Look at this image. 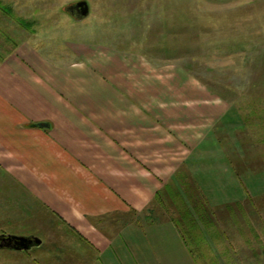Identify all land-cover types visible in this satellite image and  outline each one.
<instances>
[{"label":"rangeland","instance_id":"obj_1","mask_svg":"<svg viewBox=\"0 0 264 264\" xmlns=\"http://www.w3.org/2000/svg\"><path fill=\"white\" fill-rule=\"evenodd\" d=\"M80 1L90 8L83 20L67 11ZM0 2V65L25 44L63 62L79 59L87 46L142 53L161 67L154 75L165 83L177 76L168 68L184 69L196 80L186 90L187 109L198 115L196 128L211 129L203 151L229 160V191L236 193L226 205L190 204L201 209L190 224L202 227L181 222V240L172 223L150 219L134 229L123 222L96 227L105 235L98 248L27 199L25 223H6L0 234L33 235L44 244L26 252L0 248V264H264V0ZM229 107L223 120L207 116ZM186 126L193 130L192 122ZM180 212L166 218L179 220Z\"/></svg>","mask_w":264,"mask_h":264},{"label":"crops","instance_id":"obj_2","mask_svg":"<svg viewBox=\"0 0 264 264\" xmlns=\"http://www.w3.org/2000/svg\"><path fill=\"white\" fill-rule=\"evenodd\" d=\"M79 50V59L63 62L24 44L0 65V227L25 223L32 199L95 248L105 239L96 227L134 229L150 219L172 223L181 240L166 218L171 211L191 213L183 226L201 229L190 224L197 221L190 204L203 197L226 205L236 193L229 160L203 151L211 129L196 128L198 115L187 109L196 80L174 65L177 76L162 82L154 75L161 67L142 53ZM231 110L207 116L220 121ZM9 236L23 235L2 232L0 243Z\"/></svg>","mask_w":264,"mask_h":264},{"label":"water","instance_id":"obj_3","mask_svg":"<svg viewBox=\"0 0 264 264\" xmlns=\"http://www.w3.org/2000/svg\"><path fill=\"white\" fill-rule=\"evenodd\" d=\"M67 11L73 15H75V12H77L79 18L78 20H83L88 17L90 8L88 2L80 1L69 6ZM41 245L42 240L37 237L9 236L1 238L0 248L26 252L32 250L35 247H40Z\"/></svg>","mask_w":264,"mask_h":264},{"label":"trees","instance_id":"obj_4","mask_svg":"<svg viewBox=\"0 0 264 264\" xmlns=\"http://www.w3.org/2000/svg\"><path fill=\"white\" fill-rule=\"evenodd\" d=\"M3 6L1 5V2H0V10L1 11H4L5 12V10L2 8ZM201 203L204 205V203H205V200L203 199V197L201 198ZM203 208V207H202ZM195 211H196V207H195ZM195 213H201V209H198L197 208V211L195 212ZM185 217L183 216V218H179V220L177 219V217L175 218V223L177 224V226H178V228H179V231H180V233H181V230H182V228L180 227L181 225H180V223L181 222H185V221H188V220H185V219H187L188 218V216L189 215H191V213H188V212H185ZM182 235V234H181Z\"/></svg>","mask_w":264,"mask_h":264},{"label":"flooded vegetation","instance_id":"obj_5","mask_svg":"<svg viewBox=\"0 0 264 264\" xmlns=\"http://www.w3.org/2000/svg\"><path fill=\"white\" fill-rule=\"evenodd\" d=\"M76 3H78V2H76ZM75 4V3H74ZM78 13L77 12H75V15H73V14H71L70 13V15L72 16V17H74V18H78V15H77ZM29 237H33V236H29Z\"/></svg>","mask_w":264,"mask_h":264}]
</instances>
